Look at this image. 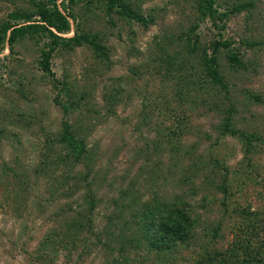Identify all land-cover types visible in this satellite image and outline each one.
<instances>
[{"label": "rangeland", "instance_id": "rangeland-1", "mask_svg": "<svg viewBox=\"0 0 264 264\" xmlns=\"http://www.w3.org/2000/svg\"><path fill=\"white\" fill-rule=\"evenodd\" d=\"M217 1L219 13L233 5L252 3L223 21L222 38L255 69L228 67L225 50L219 63L237 109L234 127L260 138V151L252 161L253 173L261 180L264 0ZM197 2L141 0V14L153 19L145 26L115 14L108 17L97 2L88 12L80 3L77 11L83 18L82 27L98 36L107 58H96L92 48L85 46L72 51L58 49L51 59L52 76L38 66L46 38L38 44L25 37L17 41L13 51L5 43L0 53V264H193L206 245L210 250L227 248L239 224L230 210L236 207L234 203L261 211L264 219V199L257 196L263 188L254 180L246 179V184L238 187L232 183L233 175H228L229 197L225 198L207 182L202 185V164L206 163L205 171L209 172L213 159L230 169L246 170L240 141L225 136L216 142L223 114L198 103L190 104L184 115L181 110L185 106L174 100L185 66L195 63L186 61L191 54L178 37L197 23L194 37L199 48L217 36L210 21H197ZM29 7V0H0V21ZM72 35L73 31L62 36ZM169 41L174 42L167 45ZM157 43L168 46L165 53L169 58L177 56L169 75L165 71L168 67L164 68L166 57L158 51ZM173 70L181 75L176 76ZM57 80L66 83L74 101H83L85 114L64 116L55 101L61 90ZM105 94L111 96L112 104L106 103ZM62 99L66 103L68 96ZM144 104L147 108L142 115ZM181 115L184 127L176 121ZM65 120L84 141L89 162L76 163L66 157L70 147L61 141ZM88 170L96 198L90 211L88 189L80 177ZM131 181L143 202L156 194L167 201L189 204L190 215L197 219L192 243L179 246L167 257L148 252L144 243L124 255L96 245L95 235L106 241L103 232L110 218L117 222L128 217L127 209L120 215V205L129 201L120 196V190ZM78 214L86 241L72 246L73 236L63 231ZM218 225V236H206ZM133 231L131 227L129 232Z\"/></svg>", "mask_w": 264, "mask_h": 264}, {"label": "trees", "instance_id": "trees-1", "mask_svg": "<svg viewBox=\"0 0 264 264\" xmlns=\"http://www.w3.org/2000/svg\"><path fill=\"white\" fill-rule=\"evenodd\" d=\"M141 0H29L30 7L25 10H15L7 14L6 18L0 21V53L4 49L5 43L13 51L17 41L25 37L40 43L43 38L47 41L42 43L40 49V58L38 60L39 69L45 74L53 75L51 71V59L53 54L58 49L72 51L81 46L90 47L95 53L96 58L106 59L107 55L104 46L100 44L97 35H91L82 27V15L77 11V6L83 3L86 12L90 11L91 7L97 4L104 7V12L108 17L115 14L125 20L135 21L142 25L151 23L152 17L141 14V9L138 6ZM196 11L198 13L197 21H210L214 29L217 30L215 39L211 40L208 45L203 44L199 48L198 40L194 37L197 25L189 28V30L178 37V40L184 43L186 51L190 52L186 61L195 62L189 63V67L185 66V74L181 75L177 70L173 72L176 76L180 74L182 79L181 88L175 89L174 100H179L185 108L181 110L183 114L187 109H190V104L204 106L208 111L221 112L223 121L217 127L218 136L216 142L221 137L231 136L240 141L243 147L244 159L246 160L244 172L240 168L230 169L222 166L218 160L210 158L212 169L209 172L205 171L206 163L202 164L203 182L211 185L213 190L220 191L224 198L229 197L227 183L228 175L232 174V183L238 187L246 184V179L255 181V185H261L263 190H260L257 196L264 199V176L257 180L258 173L255 172L253 155L259 153L260 146L258 142L260 138L254 134L248 133L245 130L236 129L234 127V115L237 111L235 102L230 98L231 88L224 74L223 67L219 63V55L222 50L227 52L228 67L236 70V67L255 69L244 63L240 57V53L231 48L229 40H224L222 32L224 30L223 21L232 14H238L241 11L252 6L251 2L244 4L233 5L226 8L223 12H218L219 5L217 0H197ZM72 23L74 27H72ZM69 38L62 35L71 33ZM184 36V37H183ZM38 41H37V40ZM174 41L167 42L168 44ZM248 46L250 43L246 42ZM158 51L166 57L165 67L166 74H170L177 56H172L165 53L168 46L164 43L156 44ZM252 47V46H251ZM184 63V62H182ZM184 65V64H183ZM181 69V68H180ZM183 70V69H181ZM179 78V77H178ZM61 86L56 103L62 108L64 116L68 113L78 112L83 113L81 108L83 101H74L72 93L67 88L65 82L58 81ZM68 96L66 103L62 97ZM223 96V97H221ZM106 103L112 104L113 99L109 95H104ZM82 98V96H81ZM61 99V100H60ZM254 99H258L257 96ZM227 100V103L225 102ZM146 105H143L142 115L146 112ZM111 111V110H110ZM113 112V111H112ZM86 112H84L85 114ZM183 115L176 120L178 124H183ZM63 132L61 141L66 142L70 151L66 154L76 163L87 162L89 154L86 150L85 143L79 138L71 128L67 121L62 122ZM184 127V124H183ZM89 162V161H88ZM89 165V164H88ZM251 169V170H249ZM90 170L81 175V180L85 181V186L88 189V205L89 211L94 209L96 198L95 193L91 190ZM253 173V176H252ZM260 175V174H259ZM88 179V181H87ZM236 181V183L234 182ZM227 183V184H226ZM135 182H129V186L124 190H120V196L128 197V202L120 205V215L124 210H129L128 217L114 222L110 218V225L103 232L106 241L102 242L100 236L95 235L96 245H101L109 251H117L119 255H124L128 249L138 248L136 244L146 245L148 252H154L156 255L167 257L168 254L175 251L179 246H185L190 243L194 235L195 222L197 219L190 215V207L187 202L181 200L167 201L159 198L156 194L148 202L141 201V198L133 191ZM139 197V198H138ZM224 206L225 204L222 203ZM235 204L233 211L238 217V225L232 236V240L227 248L220 250L213 248L210 250L208 246H204L198 254L197 259L193 264H264V219L262 213L257 210H251L250 206L242 207ZM228 207L225 210L228 211ZM81 214H78L76 220L72 219L67 223L66 232L72 235V246L83 244L86 238L83 237V222L80 219ZM91 219L88 217V227L91 225ZM87 226V225H86ZM131 227L135 229L129 232ZM220 225L211 230L209 236L211 239L218 236ZM137 237V238H136ZM132 242H135L133 245ZM192 243V242H191ZM117 249V250H116Z\"/></svg>", "mask_w": 264, "mask_h": 264}]
</instances>
